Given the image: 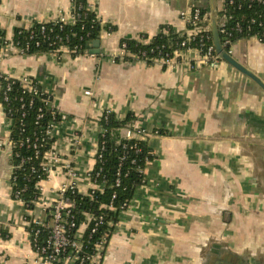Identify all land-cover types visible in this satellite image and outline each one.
<instances>
[{"label": "crops", "instance_id": "1", "mask_svg": "<svg viewBox=\"0 0 264 264\" xmlns=\"http://www.w3.org/2000/svg\"><path fill=\"white\" fill-rule=\"evenodd\" d=\"M191 2L210 11L209 0H88L102 26L114 28L99 32V54L12 52L0 60L1 73L28 76L68 116L41 183L42 202L56 198L67 160L78 192H87L84 172L94 164L105 110L119 120L132 114L148 132L153 158L145 181L120 213L100 264H264V91L222 59L216 66L200 61L195 50L170 67L111 60L123 38L152 37L164 25L184 32L180 12ZM70 9L71 0H0V29L11 38ZM230 54L264 82V43L240 38ZM80 132L85 138L74 149L71 138ZM9 137L0 104V264H47L29 241L22 202L11 196ZM34 213L48 216L42 206ZM85 229L83 222L76 240Z\"/></svg>", "mask_w": 264, "mask_h": 264}, {"label": "built area", "instance_id": "2", "mask_svg": "<svg viewBox=\"0 0 264 264\" xmlns=\"http://www.w3.org/2000/svg\"><path fill=\"white\" fill-rule=\"evenodd\" d=\"M229 8L238 10L252 9L253 13L249 16H244V18L236 19V17H234L233 14L229 12ZM180 16L186 23V30L184 32L181 33L175 31V33L182 37L180 48L173 49L169 56H160L154 58L153 62L159 63L164 67H170L175 64V60L180 58L185 51L195 50L200 55V61L216 66L219 57L215 53L209 31V12H203V9L199 5H196L195 2H191L187 9L180 12ZM77 17L78 15L72 11V9H70L68 14L61 13L53 21L35 22L41 25L39 34L37 33L38 37L35 38L36 40L33 39L35 37V34L31 29L33 25L26 28L22 27L23 29L30 31L27 39L23 42H20L18 39H14V36L11 38H7L5 35L0 36V60L3 56L12 52L19 55H29L27 52L31 47V39H33L35 47L40 45V41L49 42L48 44L51 47L54 46V49L50 50L49 53L54 54L56 58H61L62 53L65 51L75 53V49H69L66 45H64L63 38L59 35L56 34L53 38L50 37L49 33L52 30L48 29L46 31L45 25H57L59 26V29H61L64 25L74 24ZM216 20L221 45L224 46L229 53L231 45L236 40H234L235 37L248 39L253 38L258 42L264 43V0H222V4L217 9ZM106 33L109 32L106 30ZM192 42L195 43L194 47L191 46ZM127 55L128 53L126 52L124 44L122 43L119 46L116 57L112 58L111 60H124L125 56ZM0 80L4 81V87L1 89V99L3 103L7 105L9 104L8 92L12 84L18 83L21 89V96L15 99L19 103L21 115L23 116L24 110L30 107L36 100H39V103L43 106H38L35 123L38 124L44 116L43 107L47 108L50 115V119L43 127L44 130L41 131L40 134L33 133L31 136L25 135L18 139V141L12 140L9 137L7 142V146L10 149V156L13 155V150L16 146L25 147L26 149L31 150L32 154L22 158L21 162L25 163L35 160L37 161V164L34 165V163H31L29 172L30 174H33L37 169L40 171V175H37V180L35 182V187L39 191V196L33 201L34 208L30 210L25 209L26 215L29 217V219L24 216V221L26 222L27 227H30L28 230V236L33 250L39 256V258L47 264H73L74 262L76 264H83L85 262H88V264H100L105 251L103 240L95 243L93 252L91 254H86L82 251L83 242L76 240L74 237L70 238L68 234L72 228L75 229L76 233L79 225L83 222L86 223V227L92 222L90 233H93L96 231L98 225L103 222L102 215L94 216L91 213H83L84 220L77 226L75 225V222L73 221V215L71 213V209L73 207L72 201L66 197L67 192H78L76 188L78 175L75 172L71 160H67L63 164V172L66 178L58 188L56 198H54L48 204L42 202L41 200V183L48 179L50 173L52 172V168L56 160L53 147L56 143L61 123L68 118L67 114L59 112L54 106L52 101L53 97L50 91L41 89L28 76L13 78L0 72ZM84 94L91 95L92 92L90 90H84ZM25 96L27 98H24ZM0 104L2 106L1 102ZM109 112L111 111L105 110L102 116L104 113L106 114ZM4 115L10 126V107L7 108L6 112H4ZM99 128V135L101 136L103 130L100 126ZM122 132V138L127 140H145V137L148 134L147 130L142 127L137 120H133L131 123L125 126ZM84 138L85 134L83 132L74 134L71 138V146L74 149H77ZM44 140H52L47 148H44ZM129 148H135L136 151H138V148H136L135 145L122 146V151L119 156V164L116 171L114 183L115 186H118L120 183V178L122 175V171L120 169L121 162ZM102 150L103 147L100 146L99 142L97 141L94 154V164L84 172V178L90 186L87 192H78L88 196L89 198H92L94 192L102 191V186L97 181L100 169L98 168L93 172L95 164L101 160ZM15 154L18 155L17 152H15ZM18 166H20V164ZM12 168H14V166H12ZM12 178L13 177L11 173V179ZM19 196V190L14 192V199L21 201L24 206V203ZM112 198H114V194H112ZM39 206H42V210L47 208V214L49 215L48 223L44 222L43 214L36 215L34 213ZM127 206L128 205L125 207ZM111 207V204L106 206L107 209H111ZM43 227L48 228V235L44 243L39 244L37 238L40 230ZM65 252L66 254H64Z\"/></svg>", "mask_w": 264, "mask_h": 264}, {"label": "trees", "instance_id": "3", "mask_svg": "<svg viewBox=\"0 0 264 264\" xmlns=\"http://www.w3.org/2000/svg\"><path fill=\"white\" fill-rule=\"evenodd\" d=\"M71 9L78 17L74 24L64 25L61 29L57 25H45V30L51 29L49 33L50 37H54L56 34L63 38V43L69 49H75V53H71L73 56L84 53L89 49L91 42L94 39L99 38V32L102 28L108 32H111L114 28L111 25L102 26L100 20L97 18L95 11L88 4V0H71ZM208 10H203V12ZM229 12L233 14L236 19L244 18L253 13L252 9L238 10L229 8ZM40 24L34 23L32 31L35 34L34 38H37V33L40 31ZM165 31V32H164ZM30 31L21 29H15L13 36L14 39L23 42L27 39ZM5 32L0 29V36H4ZM241 37H235L234 40ZM33 39L30 40L31 47L27 54H33L38 52H49L54 49V46H50L47 41H40L38 47L34 46ZM180 37L169 26H162L160 31L152 36H140L138 39L123 38L120 44H124V48L128 53L125 56V61H144L147 64L153 63V59L160 56H169L173 49L180 48ZM36 40V39H35ZM235 40V41H236ZM194 47L195 43H191ZM164 67V66H163ZM0 102L2 103V109L6 112L7 108H11L10 115V139L17 140L21 137L33 133L40 134L44 130V126L50 119L49 112L46 107H43L44 116L38 124L35 123L38 106L42 104L39 100L33 102V104L24 110V115H21L19 109V103L15 98L21 96V89L18 83L11 85L8 92L9 104H5L1 99V89L4 87V81L0 80ZM24 98H27L26 96ZM135 120L132 114H127L123 120H119L112 112L104 113L99 119V126L102 128L103 133L98 137L100 146L103 147L101 160L98 161L93 169V172L99 170L97 178L98 183L102 186V191L94 192L92 198L78 192H67L66 197L72 201L71 213L73 215V221L77 226L84 220L83 213H91L94 216L102 215L103 222L98 225L95 232L90 233L92 222L86 227L82 234L83 253L91 254L95 243L103 240L104 246L108 241L111 233L114 230L120 213L125 209L126 205L131 201L135 190L143 184L145 181L144 169L147 162H149L153 155L145 140H127L123 139L119 134V129L124 128L129 123ZM52 141V140H51ZM50 140H44V148L50 145ZM123 145H135L138 148H129L125 154L124 159L121 162L122 175L120 183L115 186L116 171L119 164V156L122 151ZM13 155L10 156L11 164L14 166L12 170V179H10L11 196L14 198V192L20 191V199L24 203V208L30 210L34 208L33 201L39 196V191L35 187L37 175H40V171L37 169L35 173L30 174L29 167L31 163L37 164V161L32 160L30 162L22 163L21 159L32 154L31 150L25 147L16 146L13 150ZM18 153V155L15 154ZM20 164V166H18ZM15 177V178H14ZM114 194V198H112ZM112 205L111 209H107L106 206ZM25 217H29L25 214ZM49 215L44 218V222L48 223ZM30 227L27 228V231ZM69 237L75 238V229L72 228L69 232ZM105 234V236H104ZM5 233L2 234L3 237ZM48 235V228H42L38 235L37 241L39 244H43ZM66 254V252L64 253ZM63 254V255H64ZM62 255V256H63ZM62 258V257H61ZM61 264V263H59ZM73 264H76L75 262ZM83 264H88L85 262Z\"/></svg>", "mask_w": 264, "mask_h": 264}, {"label": "water", "instance_id": "4", "mask_svg": "<svg viewBox=\"0 0 264 264\" xmlns=\"http://www.w3.org/2000/svg\"><path fill=\"white\" fill-rule=\"evenodd\" d=\"M209 15H210V34H211V40L212 44L214 46V50L216 55L219 57V59L224 60L226 63H228L230 66L234 67L236 70H238L240 73L244 74L248 78H250L252 81H254L263 91H264V82L263 80L254 74L251 70L244 67L242 64H240L238 61H236L231 54L225 49L224 46L221 45V40L218 32V26H217V9L215 0H209ZM100 41L99 39H94L91 42V45L88 49V52L90 54H99ZM263 159H264V153H263Z\"/></svg>", "mask_w": 264, "mask_h": 264}]
</instances>
